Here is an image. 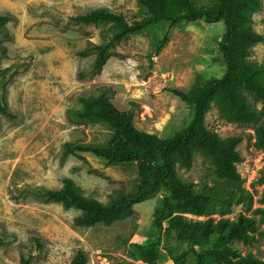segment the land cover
Returning a JSON list of instances; mask_svg holds the SVG:
<instances>
[{"label": "rangeland", "instance_id": "1", "mask_svg": "<svg viewBox=\"0 0 264 264\" xmlns=\"http://www.w3.org/2000/svg\"><path fill=\"white\" fill-rule=\"evenodd\" d=\"M205 5L215 0H194ZM251 16L252 28L264 36V0ZM106 8L129 21L145 14L139 0H0V95L15 118L0 114V264H71L79 251L87 264H143L131 251L136 237L160 238L163 249L177 252L179 264H196L193 246L168 229L158 231L153 216L161 205L164 189L133 207L131 213L111 226L77 227L81 213L46 202L44 189L58 190L72 179L86 197L105 204L130 193L138 179L134 165L110 164L87 153L65 154L67 143L108 145L113 131L102 124L79 122L74 110L81 97L106 93L121 111L134 113V125L160 138L173 136L191 122V108L171 93L191 92L224 68L212 61L223 34L220 22H159L117 42L100 73L93 72L96 52L109 41V27L86 25L72 19ZM169 42L157 54L158 42ZM91 49L87 56L82 53ZM250 64L264 65V41L249 51ZM244 97L262 111L256 124L229 122L212 106L207 128L226 139H242L237 147V170L242 186L253 195L251 202L229 194L217 182L212 162L195 152L193 166H177L184 182L207 183L230 201V209H215L210 216L183 214L187 222L215 224L235 221L240 215L257 221L250 243L232 241L242 256L264 261V221L255 213L263 187L258 177L264 169V151L257 148L256 130L264 123V103L248 92ZM178 213H173V216Z\"/></svg>", "mask_w": 264, "mask_h": 264}, {"label": "trees", "instance_id": "2", "mask_svg": "<svg viewBox=\"0 0 264 264\" xmlns=\"http://www.w3.org/2000/svg\"><path fill=\"white\" fill-rule=\"evenodd\" d=\"M145 14L142 18L129 22L124 15L102 8L72 20L79 24L105 25L109 27V41L95 46L93 72L100 73L110 57V51L117 42L129 35L141 32L152 24H171L194 21L220 22L223 34L212 61L223 66L220 76L213 77L191 92L172 89L171 93L191 108V122L173 136L160 138L138 130L134 125L131 110H119L106 93L91 97H81V108L74 110L79 122L102 124L109 127L114 137L108 145H80L67 143L65 154L87 153L102 158L110 164L134 165L138 179L134 189L119 196L110 203L86 197L82 189L70 178L63 181L58 190L44 189L41 197L46 202L62 205L65 210L77 209L80 215L74 220L77 227L92 228L97 225L111 226L127 217L134 206L142 203L164 189L161 205L157 208L153 222L158 231L167 222L169 230L192 244L196 264H264L254 255L242 256L232 241L250 243L253 233L258 230L257 221L240 215L237 220L221 219L217 224L207 222H187L183 214L210 216L220 208L229 210L231 201L218 189L207 183L184 182L177 174V166L190 169L194 153L200 152L214 166L218 183L229 194H237L251 202L253 195L242 186L237 170L241 156L237 147L242 139L237 136L222 139L206 126V115L216 106L229 122L256 124L262 111L251 104L243 93L248 92L257 101L264 103V65L250 64V49L263 42L264 36L252 28L251 16L261 8L260 0H215L210 4L198 5L194 0H139ZM9 21L0 15V25ZM169 42L167 35L158 42L155 52L159 54ZM91 49L82 55L87 56ZM7 69L0 67L1 76ZM0 114L15 118L0 95ZM256 147L264 151V123L256 130ZM263 187L261 203H264V169L258 177ZM173 213L178 215L173 216ZM255 213L264 221V208ZM133 255L143 264H179L176 251L161 246L160 238L136 237L131 242ZM23 264H30L22 259ZM88 257L79 251L71 264H87Z\"/></svg>", "mask_w": 264, "mask_h": 264}]
</instances>
